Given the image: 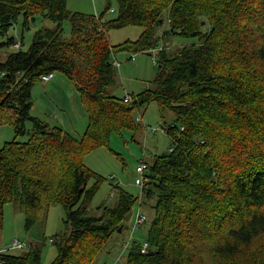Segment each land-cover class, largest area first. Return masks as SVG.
<instances>
[{
    "label": "trees",
    "instance_id": "trees-1",
    "mask_svg": "<svg viewBox=\"0 0 264 264\" xmlns=\"http://www.w3.org/2000/svg\"><path fill=\"white\" fill-rule=\"evenodd\" d=\"M68 1L0 0V51L12 49L0 56V125L17 132L0 148V231L5 207L16 200L26 229L51 205L67 211L65 234L52 238L54 261L44 263L31 244L23 255L0 250V264H95L139 197L119 187L116 202L92 216L89 205L105 178L85 158L109 148L114 133L136 130L134 112L153 102L174 112L176 124L166 129L174 140L147 163L142 206L151 200L154 217L124 264H264V0H116L110 19L111 2L97 15L71 11ZM21 19L15 48L10 31ZM37 20L53 25L34 31L24 50V32ZM166 21L164 36L197 42L151 53L158 66L152 86L110 93L116 54L149 53ZM129 26L143 28L141 37L112 44L109 32ZM57 72L76 86L86 109L80 138L31 114L34 81Z\"/></svg>",
    "mask_w": 264,
    "mask_h": 264
},
{
    "label": "rangeland",
    "instance_id": "rangeland-1",
    "mask_svg": "<svg viewBox=\"0 0 264 264\" xmlns=\"http://www.w3.org/2000/svg\"><path fill=\"white\" fill-rule=\"evenodd\" d=\"M111 2L114 10H108L106 13V19L113 18L116 15V0H69L68 8L74 12H81L86 14H102L109 3ZM112 8V9H113ZM16 24L10 31V36L14 35L17 40L21 36V25ZM53 22L49 20H37L32 24L31 29L24 32V45L23 49L26 50L32 41L34 31L45 26H51ZM64 37L68 38L71 34V22L65 20L63 22ZM168 22L159 26L157 36L159 37V44L169 51H176L186 45H191L197 42L196 38H188L182 35L163 33L168 31ZM143 28L139 26H129L122 29H115L109 32L110 40L112 44H120L129 40H137L141 37ZM5 41V40H4ZM12 49H2L0 56L4 53H8ZM132 53L129 51H122L116 54L115 60L123 63V69L117 68L116 85L111 87L110 93L117 96H125L130 93L143 91L144 89L152 86L157 73L158 66L154 62V55L149 53H135L136 59L133 61L130 57ZM121 66V64H120ZM57 80L54 78L53 84L59 81L62 73H55ZM53 75V76H54ZM41 79L34 81L33 83V107L31 114L38 116L41 119L48 121L51 125H60L65 130L66 125L60 121L55 120L56 111L54 108L50 109L48 113L47 108L44 107L45 102L42 99H38L39 91L41 90ZM52 84V85H53ZM35 87V88H34ZM46 87V86H45ZM75 88V89H74ZM74 91L79 94L76 86H71L70 92H67V96L71 98L72 102H75V98L72 96ZM76 95V94H75ZM80 95V94H79ZM81 97V96H80ZM56 99V97H51ZM68 99L71 107L72 103ZM57 102L58 100H52ZM82 103V102H81ZM46 110V111H45ZM68 113H71L75 121H77L78 114L84 116L78 120L75 125V129H72L71 133L77 137H82L89 124L86 109L80 106L77 109L78 114L73 108L67 109ZM61 115L60 113H58ZM134 119L138 122L136 130H123L120 135L114 133L111 137L110 147H99L90 152L86 158V165L93 171L102 175L105 180L101 183V186L96 193L94 199L89 205V213L93 216L100 212L98 207L103 204L113 205L118 197V188L123 187L130 192L133 197L137 198L141 196L142 187L135 183V180L140 176L137 172V166L141 164L142 160L146 163H151L154 160L155 155H160L169 152L171 149V143L174 140L172 134L167 132L169 126L176 124L174 112L170 109H161L160 105L156 102L148 104V106L141 107L134 112ZM27 129L32 128L30 121L26 123ZM17 137V132L11 124L0 125V148L5 145L6 142L14 140ZM28 134L24 136H18L19 140H27ZM94 181H91V185ZM116 187V190L114 189ZM115 191V196L112 193ZM147 204L144 203L142 210L147 215L146 222L140 226L135 227L136 213L139 209V198L135 202L131 211L128 213L125 219V229L122 233H114L109 241L105 244L103 250L99 254L95 264H124L128 257V251H124V255H121L123 241L129 240L132 236L134 241L143 240L148 232V226L154 217V211L151 208L153 203L151 200H147ZM67 211L61 204L51 205L44 218L39 220L31 229L25 228V214L21 207L20 201L16 200L7 204L5 207V219L3 229L0 231V250H6L12 254H25L29 250V245L40 246L42 250V261L44 263H51L58 255V249L54 242L50 240L58 234H65L66 225L65 219ZM134 229V231H133ZM25 241L28 243V247L25 249H13L12 243L15 240ZM122 256V257H121Z\"/></svg>",
    "mask_w": 264,
    "mask_h": 264
},
{
    "label": "crops",
    "instance_id": "crops-1",
    "mask_svg": "<svg viewBox=\"0 0 264 264\" xmlns=\"http://www.w3.org/2000/svg\"><path fill=\"white\" fill-rule=\"evenodd\" d=\"M120 67L123 69L122 62ZM59 76H60L59 81H57V83L55 84H53V80L54 78L56 80L58 79L56 78V75H54L48 82L41 81L42 86L40 87L41 90L39 91V95L37 98L42 99L45 102L44 107L47 108L46 109L47 111L45 110L47 113L50 109L54 108V110L56 111L55 113L56 117L54 119L60 121V123L62 121V123H64L66 127L62 123L61 124L67 130L71 131L72 129H75V125L79 122L78 120H80V118L84 116L83 114L79 115L77 109H79L80 106H82L83 108L85 107L83 103H81L82 102L81 97L77 92H75L76 94L75 95L74 91H71L72 96L75 98L76 103L71 101V98L67 96V92H70L71 86L74 85L69 81V79L65 75H59ZM51 97H56V99H53ZM69 98L73 107H71L68 102ZM52 100H58L59 104L57 102H53ZM68 108H73L76 111V113L78 114L77 119L79 118L77 121H75L71 113L67 112ZM58 113H60L61 115H59Z\"/></svg>",
    "mask_w": 264,
    "mask_h": 264
},
{
    "label": "built area",
    "instance_id": "built-area-1",
    "mask_svg": "<svg viewBox=\"0 0 264 264\" xmlns=\"http://www.w3.org/2000/svg\"><path fill=\"white\" fill-rule=\"evenodd\" d=\"M21 46V42L18 40V42H16L14 44V47L15 48H20ZM164 47L162 45H159L157 47H153V48H150L149 49V52H152V53H157L159 50L163 49ZM133 61L136 59L135 57V53L132 54V56L130 57ZM154 61L156 62V58L154 57ZM114 65L115 67L119 68L120 67V62L118 60H114ZM53 77V75H48V74H45L43 77H42V81H45V82H48L51 78ZM130 97H127V99H129ZM166 130V129H165ZM148 169V165L146 163V161L144 162L142 160L141 164H139L137 166V172L140 176H138L135 180V183L142 187L141 189H143L145 186V183H146V178H145V173ZM112 196L114 197L115 196V191L112 193ZM136 220H135V227H138L140 226L142 223L146 222L147 220V215L146 213L142 210V193H141V196L139 197V209H138V212L136 213ZM134 231V229H133ZM50 242H53V239L50 240ZM133 242H135L133 239H132V236L129 240H126V241H123V244H122V252H121V255H124V251H128L130 250ZM13 247V249H25L28 247V243L25 241H21V240H15L13 243H12V246L11 248ZM149 249V241L145 240L141 243L140 245V250L142 253H145L147 250ZM122 257V256H121Z\"/></svg>",
    "mask_w": 264,
    "mask_h": 264
},
{
    "label": "water",
    "instance_id": "water-1",
    "mask_svg": "<svg viewBox=\"0 0 264 264\" xmlns=\"http://www.w3.org/2000/svg\"><path fill=\"white\" fill-rule=\"evenodd\" d=\"M161 22H163V19H161ZM205 23V22H204ZM120 231H122V226H121V228H120Z\"/></svg>",
    "mask_w": 264,
    "mask_h": 264
},
{
    "label": "bare ground",
    "instance_id": "bare-ground-1",
    "mask_svg": "<svg viewBox=\"0 0 264 264\" xmlns=\"http://www.w3.org/2000/svg\"><path fill=\"white\" fill-rule=\"evenodd\" d=\"M165 17V16H164Z\"/></svg>",
    "mask_w": 264,
    "mask_h": 264
}]
</instances>
